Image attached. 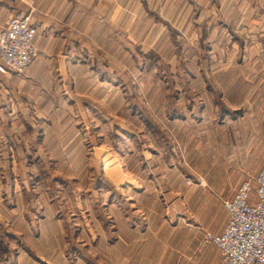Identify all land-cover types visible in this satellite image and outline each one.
Returning <instances> with one entry per match:
<instances>
[{"label":"crops","instance_id":"1","mask_svg":"<svg viewBox=\"0 0 264 264\" xmlns=\"http://www.w3.org/2000/svg\"><path fill=\"white\" fill-rule=\"evenodd\" d=\"M24 15L38 55L0 73V221L23 241L0 264H227L202 237L264 163V54L237 51L264 42V0H0V27ZM126 126L153 179L112 178Z\"/></svg>","mask_w":264,"mask_h":264},{"label":"built area","instance_id":"2","mask_svg":"<svg viewBox=\"0 0 264 264\" xmlns=\"http://www.w3.org/2000/svg\"><path fill=\"white\" fill-rule=\"evenodd\" d=\"M35 33L28 15L11 16L0 27L1 74L22 71L38 55ZM222 204L227 213L223 230L205 231L202 243L214 244L227 264H264V163Z\"/></svg>","mask_w":264,"mask_h":264},{"label":"rangeland","instance_id":"3","mask_svg":"<svg viewBox=\"0 0 264 264\" xmlns=\"http://www.w3.org/2000/svg\"><path fill=\"white\" fill-rule=\"evenodd\" d=\"M230 30L231 29H227V31H226L227 39H228L229 43L227 42L225 45H222L224 48L223 50H226V49L228 50V48H229V50H228L229 52L231 49L230 43L233 39V34L231 33ZM244 39H245V41L247 40V38H243V43L240 45L241 48L237 49L238 53H240L242 51V54L245 55L242 57V59H244V61L242 63L251 62V61L245 60V59H247V54L249 52H250V54L257 55L256 57H258V55L261 52L264 54V42H260V43L255 44V45H251L248 43L249 41H247V43H246L244 41ZM252 63L253 64L251 66L256 68V69H259V68L264 69V58L260 57V59L252 60ZM163 64H164V62H163ZM260 74H263V75L252 76L249 78L252 80V82L262 83L264 80V73H260ZM132 80L135 81V79H132ZM137 94L139 95V99H141V104H143V106L142 107L140 106L139 109H141L143 111L147 110L146 112L148 113V115L153 117V113L151 111V108L149 107L147 102L144 100L145 98L143 97V95L140 94L139 92ZM126 127H128V126H126ZM121 131L119 128H116L115 132H114L116 134L109 135L108 137H106L105 141L102 140V142H106L109 144V146L111 148V152L114 155V159L118 165L116 170H114L116 173L112 172V170L110 171V173L111 172L114 173L112 178L113 179H124V178L130 179V176H128L130 174L132 176V178L136 179V180H144V179H148V178L153 179L154 174L156 172H155V170H153V168L150 169L148 164L146 165L145 157L141 155L139 143H141L143 141H142V136H140L139 130L137 128L130 127L129 130H125L127 132V134L126 133L122 134ZM139 137H141V139ZM171 140L174 143L175 149H176L175 159H173L174 164H176V169H177L176 174L178 176H180V178L184 179V181L186 183H191L195 179H198L200 172H198L197 169L194 168V166L191 164V162L189 163V161H188L189 158L186 156V153H190L191 150H187L185 147L182 146V144L178 140L176 142L173 137L171 138ZM143 147H144V145H143ZM146 148L147 149L149 148L153 151V147L150 146L149 142H148ZM185 160L187 161L186 163H185ZM107 164L109 165V167L111 166L109 162ZM109 169L110 168H108V170ZM122 172L125 174L124 176H123ZM243 174H245V173H243ZM99 175L102 176L101 170H100ZM101 176L99 179H101ZM159 178H161V177H159ZM90 179L91 178L89 177V180ZM163 179H166L165 175H164ZM73 189L74 188H72V189L66 188L67 193L69 192V190H73ZM49 192L51 195H53L54 192L57 193L55 187H52ZM90 195H88L89 196V202L88 203L93 206L94 204H92L93 201L90 198ZM116 200H119V199L117 198ZM71 209L72 210L70 212H74V211L77 212V208L71 207ZM0 222L2 224L1 228L3 230V234L0 237L3 240V242L0 241V259H9L10 254H11V250H9L10 249L9 247H17L18 243L20 246L21 242L23 241V238L16 236V234H15L16 237L14 235H11L10 234V228H11L10 225L6 224V222H4V221H0ZM182 252H184V251H182V249L180 248L177 253L181 256ZM183 254L190 256V255H188L187 252H184ZM190 257H192V256H190Z\"/></svg>","mask_w":264,"mask_h":264}]
</instances>
